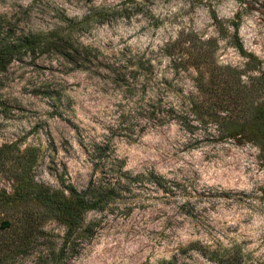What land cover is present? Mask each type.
I'll use <instances>...</instances> for the list:
<instances>
[{"label":"clouds","instance_id":"9594fccd","mask_svg":"<svg viewBox=\"0 0 264 264\" xmlns=\"http://www.w3.org/2000/svg\"><path fill=\"white\" fill-rule=\"evenodd\" d=\"M261 3L264 0H42L33 7L34 0H15L19 7L14 9V0H0V13L31 9L34 30L47 35L59 24L66 30L62 35L81 49L99 53V59L112 69H124L128 80V85L117 88L113 82L116 73L107 67L81 68L57 53H52L48 61L55 71L47 73L46 78L59 82L65 102H72L68 109L71 120L83 130V146L73 130L69 139L71 155L60 148L57 164H68L70 182L77 175L86 180L93 174L94 165L102 164L106 171L113 170L110 175L118 176L120 183L131 187L137 197L131 202L110 204L109 208L117 209L114 213L107 208L86 213L89 219L100 221L102 227L94 230L95 235L73 264H171L174 256L181 255L180 249L187 250L183 264H219L211 253L227 259L224 253L234 255L236 248L240 249L242 264H264L261 148L251 141L238 144V138L227 135L220 140L223 133L218 122L208 121L205 125L196 113L187 110L190 103L187 109L181 107L183 97L189 93L201 95L196 84L199 73L190 67L189 78L180 69L179 76L184 79L177 80L173 61L179 63L180 58L165 50L181 38V33L195 34L202 42L214 39L215 65L236 70L241 84L249 86L250 75L259 77L260 71L247 70L250 57L231 41L238 36L243 51L255 56L264 68V13L258 10ZM138 7L142 11H135ZM52 9L63 11L67 20L80 24L83 30L67 31V21H53L56 13ZM125 11L131 15H123ZM100 12L112 15V19L101 23L95 17L85 22V17ZM216 20L227 29L228 36H221ZM190 45L191 41H185V47ZM67 54L75 55L72 49ZM141 62L151 66V74L141 69ZM132 72L137 73L135 78ZM165 80L183 89L182 93L169 90ZM26 83L17 81L12 94H19ZM3 92L6 96L8 89ZM149 104L174 109L177 116L187 115L197 131L189 132L182 120L167 111L157 113L163 123L140 115L151 111ZM219 115L228 117L230 113L220 111ZM130 127L131 132L127 131ZM94 145L109 146L106 159L89 158L95 153ZM122 173L134 182L119 175ZM153 174L164 180L175 195L166 194L150 179ZM138 176L144 179L135 181ZM36 179L59 188L58 180L47 169ZM95 179L99 182V170L95 171ZM176 185H183L190 195ZM196 193L204 194V198ZM120 195L127 197L128 193L121 191ZM184 205H191L197 219L181 211ZM128 208L132 209L130 214ZM66 232L65 226L60 235ZM192 244L199 247L192 248Z\"/></svg>","mask_w":264,"mask_h":264},{"label":"rangeland","instance_id":"374dc122","mask_svg":"<svg viewBox=\"0 0 264 264\" xmlns=\"http://www.w3.org/2000/svg\"><path fill=\"white\" fill-rule=\"evenodd\" d=\"M199 2L200 0H194V3ZM39 3H42V0H34L33 7ZM87 3H91V0H87ZM260 6L264 8V3H261ZM17 7L19 6L15 4L14 0V9ZM47 7L51 6L47 5ZM52 11L56 13L52 18L53 21H69L63 11L58 9H52ZM135 11H142V9L138 7ZM41 12H44V9H41ZM98 14L94 13L93 17H85V22L97 17ZM120 14L114 13L113 15ZM123 15L129 16L131 13L125 11ZM111 19L112 15L108 14L106 19H99V22L103 23ZM220 27L218 28L221 36H228L229 33L222 23ZM35 28L31 9L24 10L20 8L19 11L13 10L8 13H0V44L2 48L12 49L11 43L13 40L22 41L34 37V34L42 33L34 30ZM56 28L63 27L57 24ZM76 30H83L82 26H76L72 29V31ZM185 41H191V45L196 44V49L193 52L189 49L186 50V54L190 52L191 55H196V58L201 50H211L213 53L216 50L214 39L202 42L195 34L184 35L181 33L179 40L166 46L167 54L177 56L185 52L183 50L185 49ZM69 44L73 47L78 46L70 39ZM242 52V54L250 57V63L246 66L247 70L250 73L260 71L259 77L250 75L251 84L249 86L241 84L240 74L236 70L217 67L212 55L210 65L200 69L196 65V71L199 73L196 84L201 95L198 97L189 93L182 100L181 107L184 109H187V105L191 100L195 107L192 111L187 110L196 113L197 118L205 125L208 121H212L211 115L213 113L218 114L223 133L219 138L220 140H223L225 135L229 136L227 132L229 125H235L237 122L244 120L247 121L252 114L257 112V109L264 108V68H261V61L255 56ZM52 53L54 52H34V49L26 50L25 47H18L10 59H6L9 62L0 68V73L4 74L0 76V117H3V120L0 121V141L3 142L0 144V264H73L74 258L79 255L85 243L90 242L91 238L80 235L78 226H70L68 222L58 220L53 213L40 204L34 195V186L47 188L51 191H67L68 193L74 190L81 193L87 188L90 179H95V172L93 171V174L86 180L77 175L75 180L70 182L68 164L65 161H60L57 164L56 153L60 148L71 155L69 139L72 131L75 130L77 137L81 138L83 130L72 122L71 113L68 111L72 106V102L71 100L65 102L59 82L46 78L47 73L55 71L48 65ZM93 55L96 56L95 59L93 58L91 63L85 65L84 68H94L97 65L99 67H111V65L105 64L99 59V53ZM129 63L131 64V61ZM190 64L187 63L183 67L173 63V65H176L174 67L177 70V80L183 81L184 79L179 76L180 69H184L189 78L192 77L189 68L194 66ZM142 65L144 69L147 68L145 63L141 62L140 66ZM65 70L70 71L69 69ZM152 71L148 73L151 74ZM130 75L135 78L137 73L132 72ZM17 81L21 83L26 81L27 83L20 89L19 94L13 95V86ZM113 82L117 88L128 85L127 78L122 82L117 79ZM163 83L167 85L169 90L180 93L183 91L179 87H174L171 81L165 80ZM4 89H8L6 96L3 92ZM128 90L131 93L130 86ZM155 105L157 106V104ZM150 106L151 104L148 105V107ZM159 108L163 112L166 111L162 107ZM224 109L230 113L228 117L219 115V112ZM147 114L140 113V115ZM169 115L182 120L189 132L197 131L191 126L187 115L177 116L174 109L170 111ZM123 119L126 120L127 117ZM155 121L158 123L164 122L159 119ZM127 131L131 132V127ZM236 138H238V144L251 141L261 147L260 141L253 130L242 133L241 136ZM79 142L83 146L82 138ZM49 152L52 153L51 156H49ZM108 152L109 146L107 145L106 154ZM259 159L264 160L262 150ZM261 167H264V164ZM45 169L58 180V189L42 180L37 181L36 178L41 177ZM110 177L115 178L116 176L110 175V173L105 175L106 179H110ZM135 179L139 181L144 177L138 176ZM150 179L157 182L166 194L175 195L167 187L164 180L155 177L154 174ZM129 181L130 183L134 182L130 176ZM176 187L181 188L185 195H190L183 185H176ZM78 188L83 190L78 191ZM121 191L127 192L128 196H121ZM196 195L204 198V194L196 193ZM135 199L137 197L132 188L121 184L110 202L111 204L114 202L119 204L121 202H131ZM107 209L113 213L117 211L115 206ZM126 211L130 214L132 209L128 208ZM181 211L193 215V219H197L192 212L191 205H184ZM84 220L91 223L93 235H95L94 230L102 227L100 221L94 218L89 219L86 214ZM132 223L134 225L135 221L133 220ZM5 224H8V226L5 227ZM65 226L67 232L61 236L60 233L63 232ZM169 226H171V221H169ZM235 252L240 255L239 248H236ZM185 253L181 252L180 256H176L181 264H183Z\"/></svg>","mask_w":264,"mask_h":264},{"label":"trees","instance_id":"16d2710c","mask_svg":"<svg viewBox=\"0 0 264 264\" xmlns=\"http://www.w3.org/2000/svg\"><path fill=\"white\" fill-rule=\"evenodd\" d=\"M258 2V1H257ZM249 10H252V3L249 5ZM262 13H264V8L260 6V9ZM97 17L101 20H104L108 17L107 13L100 12ZM213 17L215 20V16L213 13ZM237 19H239V15L237 16ZM217 26H221V22L216 20L215 21ZM68 29L67 31H72V29L76 26H81L80 24H75L73 21H68ZM238 28V24L235 25ZM221 28V27H220ZM66 30L64 28H56L55 31L49 32L47 35L41 34H34V37L26 38L22 41L19 40H13L11 43L12 49H3L2 45L0 44V68L4 67L9 60L6 59L13 55L14 51H16V48L18 47H25L26 50L34 49V52H54L61 56H64L66 61L79 64L81 68H84L85 65L90 64L91 60L94 58V53L91 52L88 49H81L79 46L73 47V45L69 44V38L62 35L63 32ZM232 43L236 44L238 48H240L241 53L242 51V45L240 44L239 38L237 36H234L232 38ZM22 44V45H21ZM72 49V51L75 53V55H68L67 50ZM196 49V44H192L190 47H185L183 49L185 52H182L180 55H177V57L180 58V62L177 63L175 60L173 63H177L179 66H183L187 63H191V66H194L197 68H203L206 65H210L212 63L211 57L213 55V52L211 50H201L196 58V55L186 54V50L188 51ZM185 54L187 55V59L184 58ZM12 59V58H11ZM185 65V66H186ZM176 67V65H174ZM141 69L147 72H151L152 68L151 66H147V68H143V65L140 66ZM110 70L114 71L116 73V79L120 82L124 81L126 79L124 72V69H112L109 67ZM136 73V72H135ZM244 87V86H243ZM244 89V88H243ZM245 91V90H244ZM246 94L248 92H245ZM191 97V95H190ZM191 104V108L189 110L194 109V104L189 101ZM151 111L147 112V116L152 120H158L157 113H162L163 111L157 107L155 104H151L149 107ZM172 109L166 110L168 114L170 113ZM224 109L223 111H225ZM257 112L251 115L250 119L247 121H240L237 122L235 125H229L227 127V132L229 137L236 138L237 136H241L242 133H245L247 131H255V134L260 141L261 150L264 152V108L257 109ZM211 119L213 122H218L221 125L220 117L218 114L213 113L211 115ZM222 119V118H221ZM95 147V153L89 154L90 159H106V150L107 145H105L103 148H101L99 145H94ZM96 170L100 171V180L99 182L96 181V179H90L87 188L81 192L78 193L76 191H70L69 194L66 195L63 191H51L47 188H42L40 186H34V195L39 200L40 204L53 213L58 220H63L69 223L70 226H78L80 229V235H86V237H92V225L91 223H86L84 220V215L92 209H95L97 211H103L104 209L108 208L111 204V200L113 195L116 194V191H118L119 186L121 185L120 179L118 176L115 178L110 177V179H106L105 175L107 173H110L113 170H105L102 164H95L94 165V172ZM123 176L126 179H129V175L127 173L119 174ZM113 181H115V186L113 187ZM135 181H138L135 179ZM157 183V182H156ZM5 227L8 226V224L4 225ZM192 248H198L196 244L190 245ZM186 249H180V252H186ZM202 252L205 253V255H209L204 249H201ZM211 258L213 260H218L219 264H242V258L241 256L235 252L234 255H229L227 252L224 253V256L228 257L227 259L221 258L218 253H211ZM171 264H181L176 256L173 257V260Z\"/></svg>","mask_w":264,"mask_h":264}]
</instances>
